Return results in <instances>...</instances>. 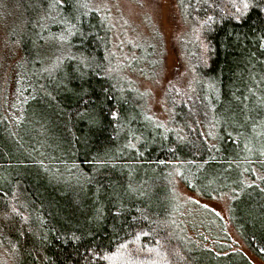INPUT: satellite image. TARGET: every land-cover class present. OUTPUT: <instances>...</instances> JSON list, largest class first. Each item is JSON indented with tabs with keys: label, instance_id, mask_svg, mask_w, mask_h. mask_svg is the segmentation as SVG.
<instances>
[{
	"label": "trees",
	"instance_id": "trees-1",
	"mask_svg": "<svg viewBox=\"0 0 264 264\" xmlns=\"http://www.w3.org/2000/svg\"><path fill=\"white\" fill-rule=\"evenodd\" d=\"M17 2L27 22L14 89L21 117L35 107L49 134L17 131L0 103V264H252L186 235L175 178L204 199L231 193L230 224L264 262V0H179L194 78L167 100L165 124L123 74L91 0ZM147 47L148 65L134 48L129 62L150 74ZM204 213L220 224L204 232L224 239Z\"/></svg>",
	"mask_w": 264,
	"mask_h": 264
},
{
	"label": "rangeland",
	"instance_id": "rangeland-1",
	"mask_svg": "<svg viewBox=\"0 0 264 264\" xmlns=\"http://www.w3.org/2000/svg\"><path fill=\"white\" fill-rule=\"evenodd\" d=\"M17 1L0 0V103L8 115L10 113L17 119L15 120L17 131L20 124L22 132H31L34 129L36 134L43 137L49 133L38 120L36 108L24 110L21 117L22 105L14 89L15 75L18 73L17 71L15 73L16 65L22 58L19 46L23 35L21 30L27 22V16L23 12L26 7L22 8ZM91 2L105 13L112 24L114 32L112 53L118 62H128L131 67L129 61L133 55L130 50L134 48L139 52L136 59L132 58L136 61L135 64L139 67L142 64L148 65L147 45L153 47L152 58L156 65V68L152 69L153 73L126 67L123 74L145 96L146 112L156 121L165 124L168 117L167 100L173 99L176 93L186 94L194 78L186 53L181 47L188 39L190 23L181 15L179 0H91ZM21 10L26 19L22 16ZM49 18V15H44L42 20L46 24L49 23ZM196 40L191 38L193 45L197 43ZM47 44L48 41L45 39L44 45ZM54 58L55 61L60 60L57 55ZM256 134L264 137L262 133ZM170 177V172L165 174L167 181ZM168 196L170 206L172 200L173 208L177 211L174 216L184 222L186 235L190 239L213 250L220 248L225 249V252H241L252 264H264L248 250L230 224L231 193L225 192L212 199H204L187 190L175 178L171 183V194ZM204 212H210L220 218L223 223L224 239L219 236V239H212L201 228L202 222L209 223V217ZM217 220H212L209 228L213 226L212 230L214 228L219 231L220 224Z\"/></svg>",
	"mask_w": 264,
	"mask_h": 264
},
{
	"label": "snow or ice",
	"instance_id": "snow-or-ice-1",
	"mask_svg": "<svg viewBox=\"0 0 264 264\" xmlns=\"http://www.w3.org/2000/svg\"><path fill=\"white\" fill-rule=\"evenodd\" d=\"M244 8L248 9L249 8V4L248 3H244ZM237 11L239 12L240 10L237 8Z\"/></svg>",
	"mask_w": 264,
	"mask_h": 264
}]
</instances>
